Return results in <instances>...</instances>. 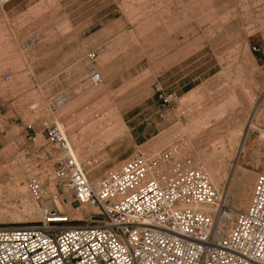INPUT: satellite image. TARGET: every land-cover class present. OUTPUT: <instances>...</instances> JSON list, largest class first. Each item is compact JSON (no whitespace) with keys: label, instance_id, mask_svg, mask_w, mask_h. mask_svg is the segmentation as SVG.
Segmentation results:
<instances>
[{"label":"rangeland","instance_id":"1","mask_svg":"<svg viewBox=\"0 0 264 264\" xmlns=\"http://www.w3.org/2000/svg\"><path fill=\"white\" fill-rule=\"evenodd\" d=\"M92 73L101 77L98 86L89 82ZM158 90L178 102L160 108ZM262 95L264 0L0 4V225L36 224L39 208L55 199L67 202L60 211L72 225L95 212L57 188L60 155L44 121L62 125L93 184L130 156L173 151L174 161L216 170V190L231 207L245 193L251 204L264 172V112L246 129ZM163 133L171 142L159 140ZM39 177L45 190L36 200L28 190Z\"/></svg>","mask_w":264,"mask_h":264},{"label":"built area","instance_id":"2","mask_svg":"<svg viewBox=\"0 0 264 264\" xmlns=\"http://www.w3.org/2000/svg\"><path fill=\"white\" fill-rule=\"evenodd\" d=\"M89 82L102 80L92 73ZM156 96L163 109L179 100L163 90ZM42 128L60 155L57 188L95 212L72 225L69 215L43 207L36 224L0 225V264H264V172L243 211L203 169L174 161L172 151L138 153L92 184L64 129L50 121ZM44 190L42 177L29 184L36 200Z\"/></svg>","mask_w":264,"mask_h":264},{"label":"bare ground","instance_id":"3","mask_svg":"<svg viewBox=\"0 0 264 264\" xmlns=\"http://www.w3.org/2000/svg\"><path fill=\"white\" fill-rule=\"evenodd\" d=\"M228 18V17H227ZM224 22V21H223ZM150 24V23H149ZM144 30V29H143ZM152 32H153V30H152ZM138 42V41H137ZM43 63V62H42ZM43 76V75H42ZM234 96V95H233ZM263 96V98L260 100V101H258L257 102V104H256V106L252 109V114H251V116H250V118H249V122H248V125H247V132L250 130V129H253V128H255V126L253 125V120H254V118L256 117V116H260V115H262L263 114V112H264V95H262ZM231 98V97H230ZM230 98H228L229 99V103H230ZM234 98H235V96H234ZM231 99H233V98H231ZM236 99V98H235ZM232 101V100H231ZM233 101H234V99H233ZM237 101V100H236ZM232 103V102H231ZM65 104V103H64ZM237 104V103H236ZM63 105V104H62ZM60 106V105H59ZM67 108H69V105L68 106H66ZM186 107H188V106H186ZM192 107V106H191ZM246 107H249V106H246ZM228 108V107H227ZM243 108V107H242ZM186 109V108H185ZM188 109V108H187ZM221 109H223L224 110V108L222 107V106H220V110L219 111H221ZM63 110V109H62ZM67 110H69V109H67ZM66 110V111H67ZM183 110V109H182ZM189 110V109H188ZM222 110V111H223ZM226 110V109H225ZM221 111V113H225V112H222ZM61 112V111H60ZM183 111H181V113H182ZM184 113V112H183ZM217 113H219V112H217ZM221 113L219 114V115H221ZM242 113V112H241ZM248 113V112H247ZM232 114H233V112H232ZM246 114V113H245ZM223 116V115H222ZM222 116H219V118H221ZM248 116V115H247ZM224 117V116H223ZM217 119L218 121H220V119ZM194 121H196V120H194ZM208 121H210V120H208ZM197 122H199V121H197ZM197 122H195V124L197 123ZM204 122V121H203ZM57 123H58V121H57ZM194 123V122H193ZM215 123V122H214ZM191 124H192V122H191ZM200 124V123H199ZM59 125L62 127V125L59 123ZM197 125V124H196ZM210 125V124H209ZM209 125L207 126V124H206V126L207 127H209ZM216 125V124H215ZM206 127V128H207ZM63 128V127H62ZM178 128H180V127H178L177 126V130H181L182 131V129H178ZM206 128H205V130H206ZM64 129V128H63ZM218 129V128H217ZM213 130V129H212ZM65 131V130H64ZM186 131V130H185ZM66 133V132H65ZM182 133H184V132H182ZM234 133H236V132H234ZM238 133V132H237ZM107 134H110V131L109 130H107ZM187 133H185V135H186ZM197 134H199V133H197ZM178 135H180V134H178ZM235 135V134H234ZM171 136V135H170ZM237 137H238V135H236ZM235 136V137H236ZM161 138L159 139L160 141H163V140H165L166 141V139L167 140H169V136H164V133H163V135H161L160 136ZM172 137V136H171ZM186 136H184L183 138H185ZM187 138H190V136H187ZM186 138V139H187ZM263 138H264V133H263ZM171 139V138H170ZM231 139H233V138H231ZM172 140V139H171ZM171 140H169L170 142H171ZM181 140H183L182 138L180 139V142H181V145L182 144H185V143H182V141ZM189 140V139H188ZM190 140H191V138H190ZM185 141V140H184ZM170 142H168V143H170ZM221 142V141H220ZM73 143V142H72ZM156 143H160L158 140H157V142ZM70 144H71V142H70ZM173 144V143H172ZM175 144V143H174ZM173 144V145H174ZM187 144V143H186ZM188 144H189V142H188ZM217 144H218V142H217ZM175 145H179L178 143L177 144H175ZM190 145V144H189ZM220 145V144H219ZM222 145V148L221 149H223V148H225V147H223L224 145L223 144H221ZM71 146L73 147V145L71 144ZM192 146V145H191ZM152 147V146H151ZM151 147H149V148H151ZM182 147V146H181ZM215 147V146H214ZM217 147H220V146H217ZM79 148H80V146H79ZM190 148V147H189ZM179 149H181V148H179ZM183 149V148H182ZM216 149V148H215ZM178 150V149H177ZM75 151V150H74ZM175 151V150H174ZM222 151V150H221ZM77 151H75L74 153H75V155H76V159H77V161H78V163L79 164H81V161H80V159H79V156L77 155V153H76ZM173 152V151H172ZM174 153V152H173ZM177 153V152H176ZM213 154V153H212ZM180 155V154H179ZM203 160H207V159H203ZM203 162V161H202ZM203 165H205V164H203ZM208 166V165H207ZM193 168H199V164H197V165H193L192 166ZM6 168V170H7V167H5ZM215 168V167H214ZM2 170H3V168H2ZM1 170V171H2ZM204 170V169H203ZM217 170H218V168H217ZM204 171H206L207 172V174H208V176H209V178H210V181H211V183H212V185L215 187V189H218V185H219V182H221V180L222 179H220V174L216 171V170H212V168H210L209 170H204ZM219 171V170H218ZM225 176V175H224ZM44 177V176H43ZM19 182H21V181H18L17 183H16V186L18 187V188H20L21 187V185H20V183ZM98 183V182H97ZM93 184V183H92ZM17 188V189H18ZM254 188V187H253ZM1 189V188H0ZM20 189H22V188H20ZM18 191V190H17ZM29 191V190H28ZM27 191V192H28ZM25 192V191H24ZM220 192V191H219ZM49 193H52V191H51V188H49V191H48V194ZM238 205H237V207L238 208H236L237 210H241V211H243V210H246V209H248V207L250 206V194H248V193H245L242 197H240V199L238 200V203H237ZM47 205V208L48 209H55V210H58V211H60L61 209H63V205H65V206H67V202H65V201H60L59 199H55V201H53L52 203H48V204H46ZM37 206V205H36ZM25 207V206H24ZM28 208V207H27ZM241 208V209H240ZM14 209V208H13ZM40 210H41V208H39ZM33 211V210H32ZM36 212V211H35ZM39 212V211H38ZM37 212V213H38ZM61 212V211H60ZM7 214V213H6ZM10 215H12L11 213H9ZM16 214V213H15ZM17 215V214H16ZM38 216V215H37ZM39 217V216H38ZM74 217H75V215H74ZM71 218V217H70ZM73 218V217H72Z\"/></svg>","mask_w":264,"mask_h":264},{"label":"crops","instance_id":"4","mask_svg":"<svg viewBox=\"0 0 264 264\" xmlns=\"http://www.w3.org/2000/svg\"><path fill=\"white\" fill-rule=\"evenodd\" d=\"M9 4V3H8ZM5 5H7V4H5ZM131 157V156H130Z\"/></svg>","mask_w":264,"mask_h":264}]
</instances>
